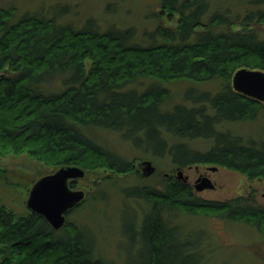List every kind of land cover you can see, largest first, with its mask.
Masks as SVG:
<instances>
[{
    "label": "trees",
    "instance_id": "obj_1",
    "mask_svg": "<svg viewBox=\"0 0 264 264\" xmlns=\"http://www.w3.org/2000/svg\"><path fill=\"white\" fill-rule=\"evenodd\" d=\"M220 1L159 0L149 15L152 27L142 31L132 25L101 29L92 18L76 27L53 9L19 15L14 5L0 6V153L26 152L53 169L70 164L91 172H132L131 162L92 137L99 128L144 152L169 155L176 166L215 164L264 178V142H244L217 128L224 121L252 120L264 108L231 87L238 68L264 71V39L258 37L264 0H236L250 5L242 16L217 7ZM143 78L152 81L132 86ZM184 78L217 80L219 88L212 94L188 90L190 106L161 110L168 91L160 83ZM194 138L211 144L194 150L185 142ZM168 179L124 190L149 205L134 260L95 256L92 233L74 222L66 220L60 231L28 210L15 219L0 204V264H200L192 244L169 224L173 211L244 222L264 235L262 208L241 197L205 200L191 186ZM69 185L76 187L71 180Z\"/></svg>",
    "mask_w": 264,
    "mask_h": 264
},
{
    "label": "rangeland",
    "instance_id": "obj_2",
    "mask_svg": "<svg viewBox=\"0 0 264 264\" xmlns=\"http://www.w3.org/2000/svg\"><path fill=\"white\" fill-rule=\"evenodd\" d=\"M158 1L0 0V6L14 5L19 15L23 11L40 10L49 15L56 10L61 15L60 21L75 23L76 27L92 18L101 29L108 25L116 27L132 25L142 31L144 27H152L154 21L149 15L152 11L158 10ZM216 6L220 9L229 8L233 13H240V16L246 9H250V5L246 6L242 1L236 0L220 1ZM163 21L165 24L172 23L166 19ZM258 37L264 39V25L259 28ZM151 81V78H143L132 86L140 89ZM160 84L168 91L167 98L160 106L161 110H170L175 104L190 106L191 103L184 97L188 90L192 94L202 92L212 94L219 88L217 80L199 82L184 78ZM217 128L241 136L244 142L252 141L255 144L264 142V108L252 120L224 121L218 124ZM91 135L101 145L118 153L125 161L131 162L133 171L117 173L103 167L96 172L84 171L82 177L71 180L75 183L74 188L84 191V199L69 210L65 215V222L69 220L80 228L89 229L94 237L95 256L116 263L135 259V254L141 246L138 235L140 220L149 208L141 198L125 195L124 190L128 187L138 184L147 186L159 184L162 178L178 180L177 172L180 170L191 178L193 193L205 200L233 198L238 194L244 196L253 188L258 191L264 190V182L258 181L259 177L248 178L240 172L215 164L193 163L176 166L169 155L158 157L148 151L144 152L133 147L130 141L121 138L115 131L93 128ZM185 142L192 149L199 151L206 150L211 144L210 140L203 138L188 139ZM144 160L151 161L154 166V171L148 175H143L138 166ZM206 165L215 170L210 171V177L217 185L215 188H211L212 185L196 190L194 187L196 167L201 170ZM53 170V166L35 160L26 152L0 153V204L10 209L15 219L24 215L28 210L25 200L32 182ZM179 181L184 183L180 179ZM257 198L264 201L259 194ZM167 219L169 224L178 227L182 239L190 242L198 252L200 264H264V235L251 225L185 211H173ZM59 230L62 231L60 228Z\"/></svg>",
    "mask_w": 264,
    "mask_h": 264
},
{
    "label": "water",
    "instance_id": "obj_3",
    "mask_svg": "<svg viewBox=\"0 0 264 264\" xmlns=\"http://www.w3.org/2000/svg\"><path fill=\"white\" fill-rule=\"evenodd\" d=\"M233 90L245 96L253 97L264 102V71L246 67L238 68L231 76ZM143 175L154 171L151 161H141ZM178 172H181L178 170ZM84 170L77 165L64 164L52 172L43 174L35 179L28 191L25 206L32 212L41 215L53 229H59L65 224V215L84 199L82 189L72 188L69 181L82 177ZM208 178H202L195 184L196 190L210 187Z\"/></svg>",
    "mask_w": 264,
    "mask_h": 264
},
{
    "label": "flooded vegetation",
    "instance_id": "obj_4",
    "mask_svg": "<svg viewBox=\"0 0 264 264\" xmlns=\"http://www.w3.org/2000/svg\"><path fill=\"white\" fill-rule=\"evenodd\" d=\"M210 171H215V170L213 168L208 167L207 165L201 170L198 169V167H196L197 175L194 178V185L199 183V181L202 178H208L211 181L212 185H213L211 188H215L217 183H216L215 180H213L210 177V174H211ZM177 178H178V180L180 179L185 184H187V185L192 187V185L190 184V179L191 178H189L188 174H183L182 172H177ZM258 179H259L258 181H260V182L263 181L264 182V178H258ZM257 194H259L261 197L264 198V190L258 191L256 188L250 189V191L246 192L244 196H241L242 194H238V195H236L233 198L241 197L243 200H245V202L250 204V206H253L256 209L262 208V210H264V201L259 200L257 198Z\"/></svg>",
    "mask_w": 264,
    "mask_h": 264
}]
</instances>
